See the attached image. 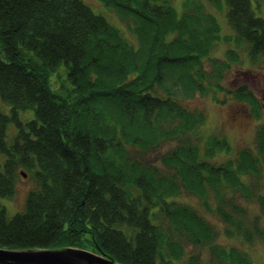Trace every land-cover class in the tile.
<instances>
[{"label": "trees", "instance_id": "16d2710c", "mask_svg": "<svg viewBox=\"0 0 264 264\" xmlns=\"http://www.w3.org/2000/svg\"><path fill=\"white\" fill-rule=\"evenodd\" d=\"M99 1L121 28L82 0H0V97L11 105L0 111V196L15 193L20 169L33 182L12 216L0 204V247H74L119 264H252L217 239L264 241V123L253 146L234 150L178 97L221 88L238 60L230 48L210 58L221 39L264 59V19L250 0H207L233 31L222 37L203 0ZM234 97L262 107L246 85ZM26 109L33 116L22 120Z\"/></svg>", "mask_w": 264, "mask_h": 264}, {"label": "rangeland", "instance_id": "374dc122", "mask_svg": "<svg viewBox=\"0 0 264 264\" xmlns=\"http://www.w3.org/2000/svg\"><path fill=\"white\" fill-rule=\"evenodd\" d=\"M82 1L89 5L95 13L102 14L111 24L121 28V22L116 15L99 0ZM203 1L207 4L206 8H209L216 15L220 24L219 32L222 37L226 35L232 36L233 31L228 22H226L227 18H225L224 12L214 10L207 0ZM250 2L255 14L264 19V0H250ZM175 3L177 9H179L178 0H175ZM246 47L245 43L235 44L233 41L229 42L224 39L216 42L209 53L211 59H226L225 53L229 48L234 50L238 59L228 61L230 65L223 71V77L220 81L222 83L221 88L215 89L214 92L196 93L186 98L178 97L179 101L185 106L204 112L205 120L200 128L205 134L225 136L234 150L245 145L253 146L256 129L260 124L264 123V107L262 104L261 108H256L250 102L239 101L234 97L235 89L243 85H246L258 102L261 101V96L264 94V59L261 57H249ZM209 64V60H205L203 65L210 68ZM10 106L8 102L3 101L0 97V111L6 114L10 113ZM254 109L258 111V116H255L254 111L253 113L251 112ZM19 116L22 120H28L32 118L33 110H21ZM15 129V125L10 122L6 130L7 140L12 137ZM224 157L218 156L216 159L222 160ZM31 187H33V182L19 174L15 193L11 197L0 196V204L4 206L7 216H12L23 207L26 193ZM259 189L264 192V185L263 188ZM181 198L197 205L196 199L192 196H182ZM250 210L252 214L259 212L258 205L253 203ZM208 217L221 230L223 224L214 216ZM217 241L227 245L240 246L251 257L252 264H264V241L262 240L257 239L249 244H244L240 238L227 237L220 232Z\"/></svg>", "mask_w": 264, "mask_h": 264}, {"label": "water", "instance_id": "95a60500", "mask_svg": "<svg viewBox=\"0 0 264 264\" xmlns=\"http://www.w3.org/2000/svg\"><path fill=\"white\" fill-rule=\"evenodd\" d=\"M264 103V94L262 96ZM22 177L26 174L20 171ZM0 262L12 264H119L113 259L74 247L6 249L0 247Z\"/></svg>", "mask_w": 264, "mask_h": 264}]
</instances>
